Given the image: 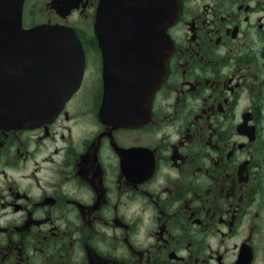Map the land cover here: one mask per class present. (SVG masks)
<instances>
[{
  "label": "flooded vegetation",
  "instance_id": "af4514ba",
  "mask_svg": "<svg viewBox=\"0 0 264 264\" xmlns=\"http://www.w3.org/2000/svg\"><path fill=\"white\" fill-rule=\"evenodd\" d=\"M64 2L24 4L26 27H75L86 70L53 120L0 123V264H264V0H180L133 126L100 113L103 51L78 29L99 0L68 16ZM15 52L0 60L12 81L31 65Z\"/></svg>",
  "mask_w": 264,
  "mask_h": 264
},
{
  "label": "water",
  "instance_id": "95a60500",
  "mask_svg": "<svg viewBox=\"0 0 264 264\" xmlns=\"http://www.w3.org/2000/svg\"><path fill=\"white\" fill-rule=\"evenodd\" d=\"M67 14L78 0H64ZM24 0H0V53L15 48L31 55L24 82L2 79L0 123L32 126L54 118L81 84L85 54L77 32L68 25L23 26ZM179 0H99L95 33L104 56L105 96L101 115L118 125L133 126L149 114L162 83L172 44L167 33ZM32 45V46H30ZM35 54V55H34ZM15 84V86H13ZM18 84V85H17Z\"/></svg>",
  "mask_w": 264,
  "mask_h": 264
},
{
  "label": "rangeland",
  "instance_id": "374dc122",
  "mask_svg": "<svg viewBox=\"0 0 264 264\" xmlns=\"http://www.w3.org/2000/svg\"><path fill=\"white\" fill-rule=\"evenodd\" d=\"M36 3V12L44 13V7L46 0H34ZM74 24V23H73ZM75 25V24H74ZM80 33L84 35H92L94 34L93 25H88L87 27H84L85 25H78Z\"/></svg>",
  "mask_w": 264,
  "mask_h": 264
}]
</instances>
